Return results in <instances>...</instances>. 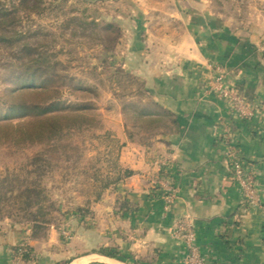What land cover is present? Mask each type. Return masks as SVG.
I'll use <instances>...</instances> for the list:
<instances>
[{
	"label": "rangeland",
	"instance_id": "rangeland-1",
	"mask_svg": "<svg viewBox=\"0 0 264 264\" xmlns=\"http://www.w3.org/2000/svg\"><path fill=\"white\" fill-rule=\"evenodd\" d=\"M198 2L237 33L264 25V0H0V14H9L0 18V37L13 39L0 42V108L26 107L0 115V225L28 227L32 240L52 233L79 255L117 251L103 245L119 243L125 217L117 194L147 159L140 144L157 129L145 116L147 86L133 80L132 53L154 52L156 33L175 31L182 5L194 15ZM26 63L62 80L43 76L15 87L7 77ZM150 168L153 178L156 165ZM25 190L41 197L30 205L18 198Z\"/></svg>",
	"mask_w": 264,
	"mask_h": 264
},
{
	"label": "crops",
	"instance_id": "crops-1",
	"mask_svg": "<svg viewBox=\"0 0 264 264\" xmlns=\"http://www.w3.org/2000/svg\"><path fill=\"white\" fill-rule=\"evenodd\" d=\"M203 5L194 15L182 5L175 31L154 36L159 39L154 52L132 53L138 60L134 74L149 92L145 116L156 120L157 129L151 141L140 144L147 159H139L140 169L117 194L134 212H121L119 243L103 239V245L137 264H187L184 241L175 235L185 219L202 264H264V211L248 208L240 189L229 183L223 145L229 136L239 147L264 199V25L237 33ZM217 82L240 95L246 117L222 97ZM158 163L168 165L177 190L169 208L165 192L154 186L157 171L148 178L150 165ZM114 208L103 213L110 216ZM25 230L0 225V264H114L93 252H72L52 233L46 241L29 239Z\"/></svg>",
	"mask_w": 264,
	"mask_h": 264
},
{
	"label": "built area",
	"instance_id": "built-area-1",
	"mask_svg": "<svg viewBox=\"0 0 264 264\" xmlns=\"http://www.w3.org/2000/svg\"><path fill=\"white\" fill-rule=\"evenodd\" d=\"M217 89L222 93V97L231 99L234 110L245 116L247 112L242 105L240 95L233 90L225 89L219 82L216 83ZM246 117V116H245ZM226 153V164L228 167V181L231 185L237 186L248 208L264 211V199L258 192L256 173L253 167L242 157V154L229 136L223 142ZM158 178L153 180L154 186L158 191L165 192V206L169 208L176 200L177 190L172 186V179L169 178V167L164 163L156 164ZM175 235L184 241L187 253V264H202V257L197 245V238L194 234L190 220L185 219L177 225Z\"/></svg>",
	"mask_w": 264,
	"mask_h": 264
},
{
	"label": "trees",
	"instance_id": "trees-1",
	"mask_svg": "<svg viewBox=\"0 0 264 264\" xmlns=\"http://www.w3.org/2000/svg\"><path fill=\"white\" fill-rule=\"evenodd\" d=\"M8 17H9V14H4V15L0 14V18H8ZM3 29H5V27H3ZM12 41H13V39H8L6 37H0V42L1 43L7 44V43H10ZM26 52H27V50H23L21 52L20 60L27 59ZM43 76H44V78L50 77L53 81H55V84H56V82L58 83L60 80H62V78L60 76L56 75V72L54 71V69H50L49 68L48 71L45 72V74H43L41 66L33 65L32 67H30L27 63L23 64L21 66L15 67V69H12V71L8 75L7 79L10 80L12 82V84L14 83L13 85L15 87H21V86L24 85L26 80L41 79V77H43ZM133 80L137 81V82L138 81H140V82L142 81L141 82L142 84L145 83L141 78H139L137 76H135V78ZM49 88H53V86L49 85ZM12 89H14V88H12ZM48 93H50V91L42 92V94L41 93H36V94H34L32 96L41 97L43 94H48ZM21 94H23V93H21ZM23 95H29V94H23ZM23 97L24 96L17 97L15 99L20 100ZM52 101H57V100H52ZM25 109H26V107L24 106V103H20L19 101H15V102H12L5 109L3 107H1L0 108V115H2L3 112H7L9 114H12V113L13 114H23V113L26 112ZM43 115H45V114H43V113L42 114H37L36 117L37 118H41V117H44ZM56 119H58V118H52L51 120H55V122H56ZM54 124L52 125L53 127H54ZM126 176L128 178H130V177H132V174L127 173ZM40 197L41 196L38 195V193H36V192H32L30 190H25L23 193L20 194V196L18 198L19 199L24 198L26 203L32 205L31 204V202L33 201L32 199L34 198V200L37 202ZM119 210L121 212H123L124 215L134 212L132 210L131 205H129V203H127L126 201L122 202L121 205H119ZM93 254L94 255H98V256H100V257H102L104 259L112 260V261H123V262L124 261L125 262L130 261L129 264H137L136 262L133 261V259L127 258L126 256H123L118 251H116V252H110V251H107V252H105V251L93 252Z\"/></svg>",
	"mask_w": 264,
	"mask_h": 264
},
{
	"label": "bare ground",
	"instance_id": "bare-ground-1",
	"mask_svg": "<svg viewBox=\"0 0 264 264\" xmlns=\"http://www.w3.org/2000/svg\"><path fill=\"white\" fill-rule=\"evenodd\" d=\"M114 262V264H117L115 261H113Z\"/></svg>",
	"mask_w": 264,
	"mask_h": 264
}]
</instances>
